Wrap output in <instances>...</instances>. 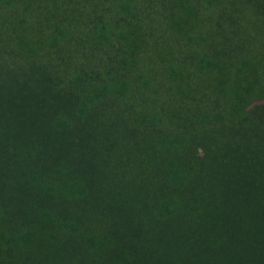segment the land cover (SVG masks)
<instances>
[{
	"label": "trees",
	"instance_id": "1",
	"mask_svg": "<svg viewBox=\"0 0 264 264\" xmlns=\"http://www.w3.org/2000/svg\"><path fill=\"white\" fill-rule=\"evenodd\" d=\"M261 61L264 0H0V264H264Z\"/></svg>",
	"mask_w": 264,
	"mask_h": 264
},
{
	"label": "rangeland",
	"instance_id": "2",
	"mask_svg": "<svg viewBox=\"0 0 264 264\" xmlns=\"http://www.w3.org/2000/svg\"><path fill=\"white\" fill-rule=\"evenodd\" d=\"M144 2L146 3H155V0H143ZM262 63V61H261ZM258 74H260V76H262L264 78V62L262 63V68L260 69V71L258 72ZM260 102H264V101H260ZM197 153H195L197 156H202L203 155V149L201 148H197L196 149ZM254 173V172H253ZM256 182L257 184L261 185L262 187H264V180L263 179H260V178H257L256 179ZM250 189V188H249ZM251 191V190H250ZM252 193V191H251ZM254 201L256 202V206L257 207H261V206H264V199L262 196H257L254 198Z\"/></svg>",
	"mask_w": 264,
	"mask_h": 264
}]
</instances>
